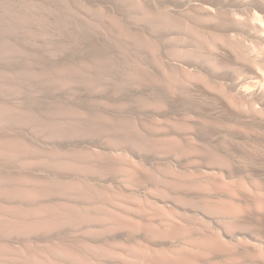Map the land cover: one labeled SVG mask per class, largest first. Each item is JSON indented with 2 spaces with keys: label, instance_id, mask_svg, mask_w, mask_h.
<instances>
[{
  "label": "bare ground",
  "instance_id": "1",
  "mask_svg": "<svg viewBox=\"0 0 264 264\" xmlns=\"http://www.w3.org/2000/svg\"><path fill=\"white\" fill-rule=\"evenodd\" d=\"M89 1L105 9L100 11L110 17L113 31L133 32L144 47L145 67L127 74L122 79L126 86L115 94L109 86L89 101L79 96L57 106L60 115L66 114L61 112L68 101L90 112L74 125L73 132H80L76 131L75 141L70 126L35 100L17 105L12 101L13 111L10 103L9 108L0 104V121H17L14 131H0V264H264V7L236 18L220 3L161 0L166 10L154 14L136 10L143 16V25L138 26L127 18L126 10L104 0ZM232 1L230 5L241 6L240 1ZM26 12H21L23 17ZM31 15L22 23L34 22ZM180 25L189 30L192 26L196 34L184 27V37L174 39ZM69 35L62 37L68 45L66 54L86 57L88 69L83 73L72 72L67 58L56 64L36 56L30 44L24 45L29 55L17 52L26 64L34 54L30 63L34 68L54 71L62 79L84 75L104 79L99 82L103 84L118 77L109 74L107 63L101 61L95 68L92 64L91 55L113 52L111 45L97 34L95 40L89 33L85 45ZM68 36L79 45L73 39L69 44ZM247 42H255L256 48ZM19 53L16 57H21ZM150 57L159 63H147ZM25 63V69L31 66ZM165 68L176 77L195 75L203 85H194L193 80L191 86H180ZM233 69L250 71V80L235 77ZM136 96L146 103L154 100L161 110L147 106L126 113L106 112L99 103L101 97L132 100ZM186 112L244 130L226 127L225 134L211 133L200 124L204 119L195 128L176 129L163 121L164 128L149 125L165 115L187 124L195 120L185 117ZM120 118L126 119L117 121ZM25 119L33 125L29 131L20 127ZM106 132L124 141L125 149L106 141ZM241 140L262 146L260 167L250 160L255 150L241 148ZM236 154L250 161L242 163ZM39 157L55 166H41L44 159L40 163ZM23 159L30 165H22ZM69 190H78L81 196H65Z\"/></svg>",
  "mask_w": 264,
  "mask_h": 264
},
{
  "label": "rangeland",
  "instance_id": "2",
  "mask_svg": "<svg viewBox=\"0 0 264 264\" xmlns=\"http://www.w3.org/2000/svg\"><path fill=\"white\" fill-rule=\"evenodd\" d=\"M174 1H177V0H174ZM182 1L188 2V3H207V2L214 3V4L220 3L219 6L220 7L222 6L221 9L223 7H225V8H223V10H225L226 12L229 11V13H234V15H236L235 16L236 18L246 17V15H248V13H250V11H255L256 7H260V6L264 7V5H263L264 0H257V1L256 0L255 1L254 0H236V2L240 1V4H241L240 7L241 8L240 7L236 8L235 6L230 5L233 2L232 0L231 1L230 0H220V1L219 0H212V1L207 0V2L204 0H182ZM73 2L74 3H71V0H0V85H1L0 90H3V91H1L3 93L2 94L0 93V100L2 97L6 98L5 101L2 98L3 100L0 101V104H1V106L3 104H4L3 106H7L10 103L9 104V107H10V106H14L15 103L17 105V102H21V101L22 102H24V101L28 102V101L35 100V102L39 103L43 109L45 108L47 110H52V113L55 116H58L60 119H62L61 122L70 126V128H71L70 134L71 135L70 134L69 135L72 138L74 137L73 138L74 140L72 139V141H75L77 139V138L75 139V137L79 136L76 134L77 133L79 134L80 132H78L77 129H76L77 133H76V131L73 132L75 130L74 125L78 122L79 119H82L83 115H90V112L81 108L77 104L76 101H68V103L64 107L63 111L61 112V113L66 112L65 115L59 114V109L61 107L60 106L57 107V106L60 103L66 101L67 99H71V98L75 99L79 96L89 101L96 94L98 95V93H100V94L104 93L105 88L109 87V86H111V88H112V94L117 93L118 91H120V89H122L126 86L125 82L122 79H125V76L127 74H129V76H130V74H133L134 71L136 72L137 69L140 68L141 66L145 67V65L143 64L145 62V57H144V55H142L143 54L142 51H143L144 47L142 46V44L138 40H136L133 37V32L129 33V31H113L111 29V27L109 26V22H111L110 17L108 18V16L105 13L102 14L103 12L100 11V10H105V9H103L102 7L97 5L95 2H92L89 0H73ZM104 2H106L109 5H114L116 7H119V8L126 10L127 18L131 22H133L134 24H136L138 26L143 25V22H142L143 16L141 14H138L136 12V10L141 11L142 9H144L145 11L147 10L148 13L154 14L157 10H163V9L166 10V7H167L166 4L161 3V0H104ZM234 2H235V0H234ZM242 2L244 3V5L242 4ZM242 6H244V7H242ZM25 10L29 13L27 15L25 14L23 17L22 13L24 14ZM245 10L248 12H246ZM13 13H15V16H13L14 15ZM30 13H33V15H31ZM20 14H21V16L18 17ZM29 14L32 16L33 21H34V22H31L33 24L32 26L30 25L31 23L30 24L27 22H25L27 24L22 23V22H24L23 19H25V16L30 17ZM240 14L242 16H240ZM16 17H17V20H16ZM21 17H23L22 20L20 19ZM63 21L65 23H62ZM77 21L79 24L77 23ZM58 22L60 25L58 24ZM40 23H41V25H40ZM43 23H46L47 25L46 24L43 25ZM37 24L39 25V27ZM69 24L72 27H69L68 26ZM80 24L81 25L83 24V26H81V27H84L85 29L84 28L82 29L79 26ZM86 24H87V26H86ZM88 25H90L91 28ZM41 26H44V27L46 26L45 27L46 30L44 27L42 28ZM56 26H57V29H56ZM60 26H63V27H60ZM65 26L69 31L66 28H64ZM184 27L186 28V25L185 26H181V25L178 26L177 28L181 29L180 32H179V30H176L175 32H177V33H175L172 37H174V39H176L175 36L177 37V39H178V37H180V38L182 36L184 37V35L181 34L182 28L184 31ZM191 27L192 26H190L191 31L188 28H186V31H190V32L194 31L195 32L194 28L193 27L191 28ZM34 28H36V30ZM61 29H63V30H61ZM87 29H88L90 34L95 35V36H92V35L89 36ZM40 30H41V32H40ZM65 30H67L66 33H65ZM84 30H86L85 32L87 33L88 37H94V39L99 37V40L105 41V43L102 42V44L107 43L108 46L109 45L112 46L113 52L108 51L107 52L108 54H106V55H103V54L102 55H91L92 64H93L94 68L96 67V65H98L99 62L103 61V62L107 63L109 65V69H111V72L109 74L115 73V75H118V77L112 78L110 80H106L107 82L103 83V84H99V82L104 80V79H92V78H87L84 75L81 77H75L72 79H62V78L58 77L57 75H55L53 73L54 71H51V70H45L44 71L43 68H41L42 70L38 67L34 68L30 64L33 62L31 60H34L33 58L36 55V56H39L42 58L44 57L43 59H52L56 64H62V63H59L60 58H67L69 61L72 62L71 69H70L72 72H82L83 70L88 69L86 66V63H85L86 57L84 59H80L79 58L80 54H76V53H72V52L69 55L66 54L68 51V45L66 44L67 43L66 39H63L66 36L65 35L63 37L64 34H67V35L70 34L73 36V38L79 39L78 42L80 41L79 44L81 45V43H83V42L85 43V40L87 41V39H85V38H88L86 34L83 35ZM42 31H44V32H42ZM62 31H64V34ZM61 32L63 35L61 34ZM10 34H12L13 36ZM78 34L80 36H78ZM96 34L98 37H96ZM195 34H196V32H195ZM82 35H83V38L80 39V37ZM69 36L67 39L70 41L73 38L71 36V39H69ZM210 38L214 41L216 40L215 41L216 44H223L224 43V41H222L221 39H217V37H210ZM82 39H84V40H82ZM95 40H97V39H95ZM71 41H73V43L75 45H77V46L79 45L78 43L76 44L77 40L73 39ZM71 41L69 42V44H72ZM63 42H65V43H63ZM84 43H83V45H85ZM250 43L252 45L253 44L254 45L252 46ZM26 44H28V45H26ZM29 44L31 45V48L34 50L35 55L33 54L34 57L32 54L30 56H28L27 57L28 59L30 57L32 59H29L31 62L28 60L29 63L27 62L28 64H26L25 62L27 61V59L26 58L22 59V56L17 51L20 50L21 53L23 52L22 55H25V56L29 55V54H27V52L25 50L26 46L30 47ZM247 44L250 45L252 48H254L257 45L255 42H247ZM24 45H26V46H24ZM224 45L228 46L227 43L226 44L224 43ZM34 47H36V48H34ZM79 48L82 49L83 46L82 47L79 46ZM171 50H172V48H171ZM15 52H17V53H15ZM24 52H26V53H24ZM18 53H19L18 56H21V57H16V54H18ZM116 54L118 55V59H116V57H115V56H117ZM25 56H23V57H25ZM186 58L189 59V57H186ZM25 59H26V61H24ZM106 59H109V60H106ZM156 61H157L156 58L154 59V58L150 57V58H148L147 63H151L153 65H156V63H159V61H157V62ZM24 63L26 65H31L33 67L32 68L31 66H29V68H31L29 73H27L29 68L26 67V69H27V71H26ZM22 65L24 66V68ZM35 69L41 70V72L39 71V73H37L36 72L37 70H35ZM34 72H36L37 74L35 75ZM165 72H166V75L168 77H170L172 80L177 79L176 83L179 82L178 83L179 85L180 84L181 85L182 84H184V85L190 84V86H191L194 84V82H195L194 85H201V86L203 85L200 82L199 78L196 77L195 75H183V76L179 75L176 77V76H173L167 69ZM231 72L234 74V76L236 75L237 78H240V79L250 80L251 75H252L251 73H249L250 71L245 70V69H243V70L233 69V70H231ZM30 73H34V74H32V75H34V77L32 75L29 76L30 78L26 77L27 76L26 74L29 75ZM31 76H32V78H31ZM37 76H39L40 79L37 78ZM20 77H23V80ZM18 78H20V79H18ZM35 78H37L38 80L36 79L37 80L36 81ZM186 78L187 79L189 78V79L187 80ZM17 79L19 81L22 80L23 83L20 84V82ZM33 79H34V82H33ZM193 80H194V82H193ZM29 81H30V85L28 84ZM211 91H213L215 93L214 89H211ZM12 101L14 102V105L12 104L13 103ZM99 103L101 104L102 107L105 108L106 112L117 111V112H125L126 113L127 111H129L131 109L140 110V109L147 107V106L150 108L156 107V109L160 108L159 105L154 100L146 103V101H143L142 98L137 97V96L132 97V100H122V99H112V98H107V97H101V100L99 101ZM153 103H155V104H153ZM15 107L16 106H14L13 109H15ZM10 108L12 109V107H10ZM13 109H12V111H13ZM159 110H161V109H159ZM186 114H187V117H191V118H192V116H193V118L196 117L195 120H192L190 118L191 121L189 120L188 122H190V123L187 124V123H184V121L181 120V118H172L171 116L170 117L167 116L166 118H164L166 116L165 115V116L161 117V121L155 122V120H154L153 123L155 125H152L153 123L149 124V125L153 126V127L158 125L157 128L158 127L160 128V127L166 126L168 124V126L174 125V127L176 129L177 128L178 129H181V128L185 129L187 127L186 125H188L189 128H191V127L195 128L201 124L204 126V131H206V128H207V131H209L210 129H211L210 132L213 131L211 133H214V132L218 133V131H219V133H221V134H225L223 131H224V129H228V128H229V130L232 128L231 131H235V132H243V130H244V128H242L238 125L236 127V124H232V123L228 124V122L221 121V120L216 119V118H212V117L209 118L210 116H207V115H205V116H207V117H205L204 115L199 116V115L191 114L190 112H186V113H184L185 117H186ZM104 116L113 119V117H111V116L109 117L107 115V113H105ZM91 118L92 117H89L88 119H91ZM170 118H171V120H170ZM121 119H123V118H120L117 121H122ZM125 119L126 118H124L123 120H125ZM6 120L7 119L0 121V129H1L0 131L1 132H4V130H5V132H11L12 130L14 131V129L16 128L15 122H17V121H13L12 118H11V121H10V119H8L7 121ZM157 120H160V117H158ZM202 120H203V122H202ZM207 120H209V121H207ZM214 120H218L219 122H216V121L214 122ZM162 121L166 125L164 123H161ZM204 121L207 122L208 126L210 125L211 127L209 126L210 127L209 128L207 125H205L206 123H204ZM157 122H159L161 125ZM171 122H173V124ZM192 122H195V124ZM200 122H202V123H200ZM198 123H200V124H198ZM31 125H32L31 122L29 120L25 119V121L22 123V126L20 125V127L24 131H29L32 129V126H33V125L32 126ZM219 125H223V127H221ZM226 127H228V128H226ZM162 128H164V127H162ZM216 130H217V132H216ZM54 132H59V131L56 130ZM72 133H73V135H72ZM74 133H75V135H74ZM105 135H106L105 137L107 138V139L105 138V140L111 141V144L116 143V145L118 144L117 146L118 147L120 146V148H123L125 146L124 141L120 140V142H118L119 139L118 140L113 139L110 136V134L107 132ZM107 135H109L110 137H108ZM42 138H43V136H42ZM112 140L114 141L113 143H112ZM47 141H49V140H47ZM239 143H238L239 146L243 145L244 148H247V150L249 149L251 152L253 149L255 151H257V152L253 151L254 153H256V155L254 154L253 157L254 156L255 157L251 158L250 160L254 161L253 165H256V167H258L257 165H259V167H260L261 166V163H260L261 160L260 159L263 155L262 146L257 147V145L254 143L249 142L250 143L249 144L248 142L246 143L242 140ZM243 146H240V147L243 148ZM124 149H125V147H124ZM128 152H126V153L129 154ZM259 152L261 153L260 156H259ZM236 155H237V156H235L236 159L237 160L240 159V162L242 160V163L243 162L245 163L246 161H247L246 163H248L250 161L249 158L247 159V157H245L244 155H240V154H236ZM237 157H240V158H237ZM242 157H244V158L241 159ZM259 157H260V159H259ZM39 158H40V160H39ZM39 158H37V160L40 162L42 160V158L44 159L45 157H42V158L39 157ZM46 159L49 160V158H46ZM244 159H246V161ZM23 160H21L22 162H20V163L22 165H24V163H26V165H24L26 167L29 164V162H31L28 159H26L27 161H25V160L23 161ZM44 160H42V163L40 162L41 166H45V167L47 165H51L49 167H52L53 165L55 166L54 162H53V164L51 163L52 162L51 160H49V162H47V160H45V161ZM36 161H32V162L34 163ZM255 162H256V164H255ZM40 163H37V165L38 164L40 165ZM44 163L47 165H42ZM77 191L73 190L75 195H73L74 193L70 190H69V192L65 191L66 192L65 196L70 197V195H71V197H72V196L77 195V197H79L80 193H79V191L78 192ZM61 192H62V195H64V192L63 191H61ZM70 192H72V193L68 194ZM78 193H79V195H78Z\"/></svg>",
  "mask_w": 264,
  "mask_h": 264
}]
</instances>
